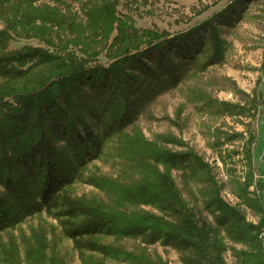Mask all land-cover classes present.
I'll list each match as a JSON object with an SVG mask.
<instances>
[{"label": "rangeland", "instance_id": "374dc122", "mask_svg": "<svg viewBox=\"0 0 264 264\" xmlns=\"http://www.w3.org/2000/svg\"><path fill=\"white\" fill-rule=\"evenodd\" d=\"M110 2L116 5V19L109 36L86 31L84 39L64 26L72 20L88 26L91 21L85 16L92 14L95 1L0 0L6 59L26 47L55 52V46L69 43L63 54L88 56L90 69H107L135 55L129 73L143 78V65L162 72L156 61L168 52L178 72L175 83L164 82L147 97L132 124L103 142L98 158L77 171L52 210L0 232V264H264V237L259 238L264 233V155L259 156L264 148V0ZM122 28L131 43L135 31L167 36L116 57ZM183 36L189 39L191 54L170 51L174 39ZM77 37L80 42L71 44ZM216 39L223 57L209 65ZM159 42L166 43L161 57L155 48ZM84 89L93 95L89 86ZM4 101L17 106L13 97ZM104 102L98 97L75 102L95 134L107 119ZM54 144L65 154L63 141ZM162 152L183 155L182 162L164 163ZM168 171L176 191L169 204L159 196ZM72 205L82 208L73 217L65 212ZM90 206L174 225L182 220L175 213L180 210L191 215L206 236H190L186 246L150 233L129 236L105 229L73 239L67 230L89 218Z\"/></svg>", "mask_w": 264, "mask_h": 264}, {"label": "trees", "instance_id": "16d2710c", "mask_svg": "<svg viewBox=\"0 0 264 264\" xmlns=\"http://www.w3.org/2000/svg\"><path fill=\"white\" fill-rule=\"evenodd\" d=\"M91 1H95L92 10H89L92 14L85 13L88 14L85 17L91 21L89 25L69 19L71 24L67 22L64 29L67 32L77 31L83 37L84 32L89 31L105 38L113 29L116 5L111 0ZM121 31L118 41L120 46L115 53L118 55L114 54L116 57L138 51L142 45L150 46L167 36L166 33L147 31L138 35L133 30L135 32L131 34L135 40L131 43L126 29L122 28ZM72 40L71 44L80 42L79 37ZM187 42L189 39L186 36L174 39L169 50L191 54ZM6 43L7 38L0 34V186L4 190L0 192V232L15 227L27 217L52 210L63 191L73 183L77 171L98 158L103 142L113 133H120L132 124L138 108L154 90L163 86L162 83H175L178 80V72L167 57L168 52L156 61L161 66L160 74L154 73L151 66L143 65L145 77L140 78L129 73L135 55H128L107 69H90L91 58L88 56L79 58L63 54L69 43L62 47L54 45L55 52L26 47L7 59L3 57ZM214 44V50L207 60L209 65L223 57L221 41L216 39ZM155 48L161 57L166 43L159 42ZM12 62H16L17 66L12 65ZM190 62H185L183 67L186 69ZM28 63L33 64L25 70L19 69ZM85 86H89L93 95L86 93ZM134 94H139L135 100L132 99ZM7 97H13L17 106L5 102ZM92 97L104 98L105 101L102 111L107 119L98 134L94 133L90 122L75 103L78 99L88 100ZM94 112L91 109V113ZM76 123L82 128L77 129ZM56 140L66 144L65 154H60L56 148ZM182 157L162 152L164 163L167 164L182 162ZM163 180L164 186L159 196L169 204L176 195L169 171ZM77 210L82 208L72 205L65 212L73 217ZM175 213L182 216L176 225L157 217L132 218L119 213L102 212L90 206L86 214L89 218L68 229L66 234L77 239L103 229L129 236L150 233L155 239L161 238L163 242L177 246H186L190 236L205 238L206 233L196 226L191 215L183 214L180 210Z\"/></svg>", "mask_w": 264, "mask_h": 264}, {"label": "built area", "instance_id": "2783aa9c", "mask_svg": "<svg viewBox=\"0 0 264 264\" xmlns=\"http://www.w3.org/2000/svg\"><path fill=\"white\" fill-rule=\"evenodd\" d=\"M264 155V154H263ZM262 162L264 163V156L262 157ZM264 237V233H261L260 235H259V238L260 239H262Z\"/></svg>", "mask_w": 264, "mask_h": 264}, {"label": "crops", "instance_id": "0c3cea01", "mask_svg": "<svg viewBox=\"0 0 264 264\" xmlns=\"http://www.w3.org/2000/svg\"><path fill=\"white\" fill-rule=\"evenodd\" d=\"M264 154V148L262 150V152L259 154V156L261 157Z\"/></svg>", "mask_w": 264, "mask_h": 264}]
</instances>
